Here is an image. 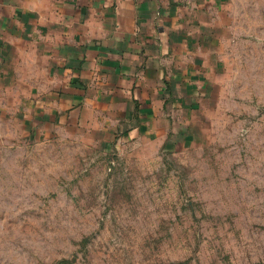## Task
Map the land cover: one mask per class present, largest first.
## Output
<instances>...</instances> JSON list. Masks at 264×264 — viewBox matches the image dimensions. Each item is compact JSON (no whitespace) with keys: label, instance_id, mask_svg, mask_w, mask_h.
<instances>
[{"label":"rangeland","instance_id":"rangeland-1","mask_svg":"<svg viewBox=\"0 0 264 264\" xmlns=\"http://www.w3.org/2000/svg\"><path fill=\"white\" fill-rule=\"evenodd\" d=\"M201 16L210 88L187 136L30 137L4 104L0 264H264V0Z\"/></svg>","mask_w":264,"mask_h":264},{"label":"crops","instance_id":"crops-1","mask_svg":"<svg viewBox=\"0 0 264 264\" xmlns=\"http://www.w3.org/2000/svg\"><path fill=\"white\" fill-rule=\"evenodd\" d=\"M209 0H0V116L30 137L187 136L208 96ZM5 109V110H4Z\"/></svg>","mask_w":264,"mask_h":264}]
</instances>
